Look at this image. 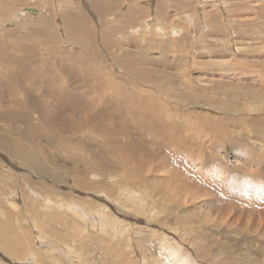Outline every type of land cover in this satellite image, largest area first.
I'll return each instance as SVG.
<instances>
[{"label": "rangeland", "instance_id": "obj_1", "mask_svg": "<svg viewBox=\"0 0 264 264\" xmlns=\"http://www.w3.org/2000/svg\"><path fill=\"white\" fill-rule=\"evenodd\" d=\"M0 232V264H264V0H0Z\"/></svg>", "mask_w": 264, "mask_h": 264}, {"label": "bare ground", "instance_id": "obj_2", "mask_svg": "<svg viewBox=\"0 0 264 264\" xmlns=\"http://www.w3.org/2000/svg\"><path fill=\"white\" fill-rule=\"evenodd\" d=\"M16 1V0H15ZM76 2V1H75ZM100 2V1H99ZM77 3V2H76ZM100 4V3H99ZM106 5V4H105ZM91 6H92V4H91ZM27 7V6H26ZM31 7V6H30ZM100 7V6H99ZM102 7V6H101ZM107 8V7H106ZM21 9V8H20ZM19 9V10H20ZM24 10L21 12V13H19L21 16H24V15H26L25 13L27 12V9H29V8H23ZM33 9V8H32ZM91 9V8H90ZM100 9H102V8H100ZM105 9V8H104ZM10 12V11H9ZM98 13V12H97ZM102 12H100V14H101ZM42 15H44L43 13H41ZM41 14H40V16H41ZM103 14V13H102ZM98 15V14H97ZM19 17V16H18ZM36 17V16H35ZM37 18V17H36ZM41 18V17H40ZM43 18V17H42ZM98 19V18H97ZM43 20V19H42ZM46 20V19H45ZM99 21H100V19H98ZM44 24V23H43ZM45 25V24H44ZM83 25V24H82ZM88 31V30H87ZM90 32V31H89ZM82 36H83V34H81ZM87 35V34H86ZM92 35V34H91ZM93 37V36H92ZM85 38H87L86 36H85ZM74 39H75V37H74ZM74 39H72V40H74ZM75 40H77V39H75ZM81 40V39H80ZM82 42H84V41H82ZM81 42V43H82ZM84 44V43H83ZM83 46V45H82ZM21 66V65H20ZM35 69V68H34ZM91 80V79H90ZM84 84V83H83ZM42 99V98H41ZM151 118V117H150ZM130 134H131V131H130ZM132 139V138H131ZM111 141V140H110ZM137 143V142H136ZM139 145V144H138ZM58 146V145H57ZM62 147V146H61ZM141 147V146H140ZM145 148V147H144ZM133 150H134V148H133ZM125 151V150H124ZM130 151V150H129ZM132 151V150H131ZM142 151V150H141ZM156 155V154H155ZM134 156V155H133ZM40 159V158H39ZM145 159V158H144ZM37 160V159H36ZM147 162L149 161V160H146ZM40 162V161H39ZM52 163V162H51ZM145 163V162H144ZM143 163V164H144ZM149 163V162H148ZM41 164V163H40ZM39 164V165H40ZM37 165V164H36ZM5 170V169H4ZM180 175V176H179ZM179 177H181V174L179 173ZM188 176V175H187ZM184 179H186V178H183V180ZM189 180V179H188ZM185 181V180H184ZM195 181V180H194ZM176 182L177 183H184V182H181V181H178V180H176ZM175 182V183H176ZM195 182H197V181H195ZM194 182V183H195ZM176 183V184H177ZM199 183V182H198ZM184 184H187V183H184ZM197 185V184H196ZM195 186V185H194ZM186 187H187V185H186ZM189 187V186H188ZM195 188V187H194ZM193 188V189H194ZM24 221V220H23ZM22 221V223H24ZM26 223V222H25ZM24 223V224H25ZM29 223V222H28ZM31 223V222H30ZM29 223V224H30ZM27 224V223H26ZM25 224V225H26ZM23 225V224H22ZM25 225H24V227H25ZM28 226V225H27ZM32 226V225H31ZM110 228V227H109ZM35 229V228H34ZM1 233V232H0ZM2 235V234H1ZM6 235V234H5ZM5 241V240H4ZM5 243V242H4ZM168 248V249H167ZM165 247L164 249L165 250H163L164 251V254H165V256H167V258L170 260V262H171V264H198L197 263V261H195V260H193V258H192V256L190 255V254H188L185 250H183V248L182 247H178V248H176V247H172V248H170V247ZM71 249V248H70Z\"/></svg>", "mask_w": 264, "mask_h": 264}, {"label": "water", "instance_id": "obj_3", "mask_svg": "<svg viewBox=\"0 0 264 264\" xmlns=\"http://www.w3.org/2000/svg\"><path fill=\"white\" fill-rule=\"evenodd\" d=\"M27 12H30L32 14H38V10L32 8L27 9Z\"/></svg>", "mask_w": 264, "mask_h": 264}]
</instances>
